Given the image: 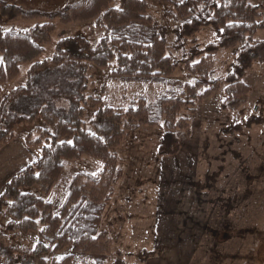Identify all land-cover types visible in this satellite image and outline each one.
I'll list each match as a JSON object with an SVG mask.
<instances>
[{"label":"trees","instance_id":"trees-1","mask_svg":"<svg viewBox=\"0 0 264 264\" xmlns=\"http://www.w3.org/2000/svg\"><path fill=\"white\" fill-rule=\"evenodd\" d=\"M152 1L173 5V18L179 24L175 42L180 47L189 39L192 42L180 62L169 54L168 30L150 16L143 0H120L119 7L113 6L115 0H76L57 11L24 9L0 0V21H47L28 30H6L0 25V83L17 79L22 67L30 65L25 84L12 89L0 103V146L14 140L18 127L38 119L51 129H42L38 140L27 142L47 145L42 156L13 177L0 195L1 264H48L45 256L50 253L58 255L53 264H108L111 243L101 225L123 176L116 150L127 133L143 126L162 128L158 154L173 157L182 150L177 132L188 127L180 117L183 110L224 86V108L245 102L251 88L244 77L255 63L264 64V42L255 39L264 31L261 8L249 0ZM93 20L104 32L97 45L81 35L64 38L55 44L51 57L38 61L56 32L55 21L70 25ZM205 28L216 31L218 42L202 50L196 37ZM236 48L232 70L224 78L217 77V54ZM113 65L112 74L121 84L163 90L153 100L133 95L116 108L89 96L91 69ZM180 65L191 82L170 79ZM87 107L94 110L91 131L85 122ZM84 156L101 161L102 170L67 179L68 163ZM34 187L45 193L61 188L62 203L55 207L28 192ZM4 211L9 218L5 232ZM33 232L40 237L33 250L11 244L10 238ZM112 264L127 263L118 254Z\"/></svg>","mask_w":264,"mask_h":264},{"label":"rangeland","instance_id":"rangeland-1","mask_svg":"<svg viewBox=\"0 0 264 264\" xmlns=\"http://www.w3.org/2000/svg\"><path fill=\"white\" fill-rule=\"evenodd\" d=\"M5 1L24 9L57 11L76 0ZM143 1L150 16L168 30L169 54L182 61L193 45L190 39L183 47L175 42L179 24L173 18V5ZM249 2L261 8L264 21V0ZM119 4L120 0H115L113 6ZM46 22L4 19L0 25L6 30H28ZM54 24L56 32L38 61L51 57L61 39L81 35L97 45L104 35L95 20ZM196 39L202 50L218 42L212 28L203 29ZM255 39L264 42V31H259ZM238 51L239 48L219 51L217 77L230 73ZM29 68L30 65L23 66L17 79L0 83V103L12 89L25 84ZM114 70V65L109 69L93 67L89 72L88 95L100 97L116 108L133 95L144 94L153 100L163 90L161 86L123 85L114 78ZM170 79L192 81L182 65ZM244 82L251 88L250 93L237 108H224V86L180 113L188 127L177 132L182 150L173 157L158 154L164 135L162 128L143 126L127 133L116 150L123 176L114 188L101 225L111 243L108 264L118 254L127 264H264V64L255 63ZM93 115L94 110L87 107L85 122L90 131ZM42 129L51 132L40 119L33 125L20 126L14 140L0 146H8L0 153V195L13 177L42 156L47 142L41 146L27 144L38 140ZM101 170V161L84 156L69 162L64 175L69 179L77 173L96 174ZM28 192L55 207L63 201L61 188L45 193L34 187ZM8 221L4 211V232ZM10 241L15 247L33 250L40 237L33 232ZM57 257L50 253L45 259L53 264Z\"/></svg>","mask_w":264,"mask_h":264},{"label":"crops","instance_id":"crops-1","mask_svg":"<svg viewBox=\"0 0 264 264\" xmlns=\"http://www.w3.org/2000/svg\"><path fill=\"white\" fill-rule=\"evenodd\" d=\"M7 147H2V149H0V153H2L3 151H5V149H7Z\"/></svg>","mask_w":264,"mask_h":264}]
</instances>
